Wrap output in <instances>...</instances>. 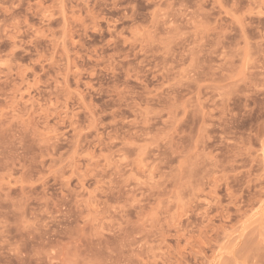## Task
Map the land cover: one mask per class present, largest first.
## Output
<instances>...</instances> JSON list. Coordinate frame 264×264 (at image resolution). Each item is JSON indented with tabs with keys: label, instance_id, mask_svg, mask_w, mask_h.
<instances>
[{
	"label": "rangeland",
	"instance_id": "374dc122",
	"mask_svg": "<svg viewBox=\"0 0 264 264\" xmlns=\"http://www.w3.org/2000/svg\"><path fill=\"white\" fill-rule=\"evenodd\" d=\"M0 264H264V0H0Z\"/></svg>",
	"mask_w": 264,
	"mask_h": 264
}]
</instances>
